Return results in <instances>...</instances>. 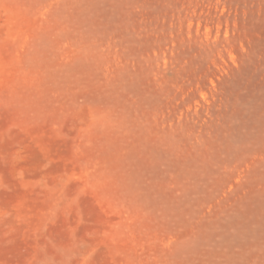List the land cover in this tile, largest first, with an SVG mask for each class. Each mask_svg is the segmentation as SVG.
Instances as JSON below:
<instances>
[{
	"label": "rangeland",
	"instance_id": "obj_1",
	"mask_svg": "<svg viewBox=\"0 0 264 264\" xmlns=\"http://www.w3.org/2000/svg\"><path fill=\"white\" fill-rule=\"evenodd\" d=\"M0 264H264V0H0Z\"/></svg>",
	"mask_w": 264,
	"mask_h": 264
}]
</instances>
